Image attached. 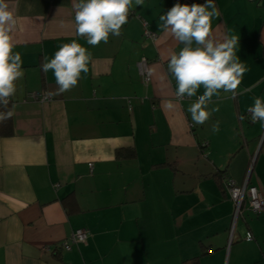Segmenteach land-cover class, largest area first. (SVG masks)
Returning <instances> with one entry per match:
<instances>
[{"label":"crops","instance_id":"1","mask_svg":"<svg viewBox=\"0 0 264 264\" xmlns=\"http://www.w3.org/2000/svg\"><path fill=\"white\" fill-rule=\"evenodd\" d=\"M7 2L24 76L8 108L0 106L14 113L0 122V264H264V214L244 210L233 225L234 203L218 182L225 174L242 185L257 154L249 185L264 192V129L248 115L264 100V0H214L213 37L237 36L247 71L235 99L213 97L208 110H220L204 125L188 112L203 87L175 97L167 65L184 45L158 23L177 3L206 0L134 4L121 35L96 47L76 34L72 0ZM72 41L88 49L89 71L71 91L50 96L54 74L41 65ZM130 149L133 158L118 157ZM78 229L89 232L87 242L64 251Z\"/></svg>","mask_w":264,"mask_h":264},{"label":"clouds","instance_id":"2","mask_svg":"<svg viewBox=\"0 0 264 264\" xmlns=\"http://www.w3.org/2000/svg\"><path fill=\"white\" fill-rule=\"evenodd\" d=\"M75 9V32L86 38L93 47L109 41L110 34L121 35L122 27L128 23L129 11L135 6H142L144 0H72ZM219 9L214 0H206L203 5H181L177 3L167 14L159 17L158 27L165 36H171L184 47L177 54L172 52L168 61V73L176 82L177 100L197 95L203 87L204 92L191 103L188 112L194 125H204L211 114L208 105L221 91L230 93L231 98L239 94L238 89L247 68L236 55L239 44L237 36H230L222 41L213 37L212 19L219 17ZM16 28L14 12L7 0H0V106L7 109L10 99L17 91L16 82L23 78L22 54L14 51L16 45L12 33ZM91 55L87 48L76 41L63 44L54 57L41 65L45 73L51 71L56 82V91L49 95H61L78 86L82 74L89 71ZM163 107L173 110L172 101H164ZM251 122L259 123L264 129V100L256 98L254 106L248 109ZM13 111H0V122L9 120ZM219 121L211 127L218 132Z\"/></svg>","mask_w":264,"mask_h":264},{"label":"built area","instance_id":"3","mask_svg":"<svg viewBox=\"0 0 264 264\" xmlns=\"http://www.w3.org/2000/svg\"><path fill=\"white\" fill-rule=\"evenodd\" d=\"M130 15V11H129ZM148 38L156 40V36L148 31L145 34ZM147 59H142L140 63V70L143 76V81L146 85L150 83V75L148 71ZM37 100L40 101H50L52 98L45 94L34 95ZM190 99V98H184ZM251 116V113H250ZM208 144L206 142L202 143L200 146L201 150L204 151ZM203 147V148H202ZM255 160V159H254ZM254 160L249 164V171L245 178V182L237 186L229 178L224 179V187L229 194L231 201L234 203V214H233V225H235L238 217L242 214L244 210L251 212L255 216L264 214V192L256 185H249V180L252 174ZM89 238V232L86 229H78L74 231L68 239L63 243L62 248L64 251H71L74 245H79L86 243ZM246 240H253V235L248 232L246 235Z\"/></svg>","mask_w":264,"mask_h":264},{"label":"trees","instance_id":"4","mask_svg":"<svg viewBox=\"0 0 264 264\" xmlns=\"http://www.w3.org/2000/svg\"><path fill=\"white\" fill-rule=\"evenodd\" d=\"M202 143L203 142H200L199 143V146H202ZM203 148V147H202ZM203 150V149H202ZM118 157L119 158H133L134 156H135V152H134V150H121V151H118ZM218 182H220L219 184H220V186L223 188V185H224V179L226 178V175L225 174H222L221 175V177H219L218 176ZM66 201V200H65ZM74 205V204H73ZM75 209H77L76 208V206H75ZM74 211V210H73ZM75 211H77V210H75ZM255 216V215H254ZM185 264H198V259H194V260H192V261H189V262H185Z\"/></svg>","mask_w":264,"mask_h":264},{"label":"rangeland","instance_id":"5","mask_svg":"<svg viewBox=\"0 0 264 264\" xmlns=\"http://www.w3.org/2000/svg\"><path fill=\"white\" fill-rule=\"evenodd\" d=\"M144 59H146V58H144ZM149 75H150V73H149ZM150 81H151V77H150ZM248 115L250 116V113L248 112ZM251 117V116H250ZM248 171H249V167H248V169H247V173H248ZM246 173V174H247Z\"/></svg>","mask_w":264,"mask_h":264},{"label":"water","instance_id":"6","mask_svg":"<svg viewBox=\"0 0 264 264\" xmlns=\"http://www.w3.org/2000/svg\"><path fill=\"white\" fill-rule=\"evenodd\" d=\"M256 158H257V154H256V156H255V160H256ZM255 160H254V162H255Z\"/></svg>","mask_w":264,"mask_h":264}]
</instances>
